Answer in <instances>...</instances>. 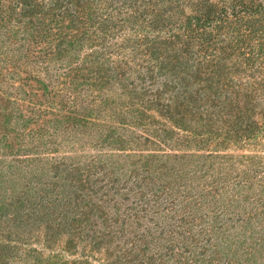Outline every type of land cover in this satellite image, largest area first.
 I'll return each mask as SVG.
<instances>
[{
  "label": "trees",
  "instance_id": "trees-1",
  "mask_svg": "<svg viewBox=\"0 0 264 264\" xmlns=\"http://www.w3.org/2000/svg\"><path fill=\"white\" fill-rule=\"evenodd\" d=\"M170 18L171 30L157 29L161 34L144 44L145 49L153 56L157 54V50L149 46H156L157 43L164 45L171 38V45H177L175 50L179 53L175 60L178 61L186 52L204 54L211 60V56H217V52L212 51L217 50L221 43L236 53L240 62L249 64L252 68L263 66L260 60L264 59V0H0V51L18 52L13 60L17 63L15 67L20 68L31 63L36 68H31L30 71L41 72L42 67H37L44 64L49 66L47 59L56 63L65 55L72 57L77 51V42L84 43L92 52L86 57V61L90 60L91 64L77 62L67 69L69 76H66L69 79L65 82L72 90L75 89L74 96L65 94L62 88L61 92L49 90L50 98L45 109L38 108L35 113L38 119L42 115L45 117L50 114L54 109L53 105L68 106L67 121L43 126L50 127V138L43 139L39 133L26 142L27 149L49 150L52 146L58 147L60 141L57 142V133L74 130V136L81 135L79 140H84L85 134H91V141H108V146L113 143V146L118 147L115 150L123 153L114 155L115 158L109 163L91 159L79 162L75 158L52 157L55 162L51 165L40 166L42 180L38 188L49 192V195L39 199L34 210L40 214V218L44 215H56L60 222L66 223L67 229L75 228L78 224L80 234L92 235L99 239L100 243L104 237L110 236L112 240L110 239L106 246L103 245V250L109 251V246L114 245L120 248V254L117 256L120 259L116 264H228L227 261L220 262L218 251H223L222 248L231 245V242L225 241V236L210 233L209 226L204 222L207 220L217 227H225L227 222H215L224 217L220 210V198L224 196L228 185L222 186L215 181L207 182L198 175V172L204 170L200 168L202 161L210 156L214 158L217 152L206 156L200 152L199 144L200 148L192 151L189 148V138L194 135L201 138V135L193 134V130L180 124L181 120L176 118L175 114L172 116L174 120H171V125L166 122L163 128V131L171 132V148L166 145L167 140L158 138L160 131L155 135H132L138 125L147 124L146 109L134 102L121 104L119 108L106 97L100 98L93 92L96 87L101 88L104 85L106 78L116 82L121 79L128 80L125 70L130 64L127 58L124 61V48L127 46L125 40L128 39L120 38L127 29L132 32L135 42L140 43L142 39L138 38V33L142 28L147 29L152 22ZM9 33L15 37L5 36ZM149 36L150 32L147 31L144 37ZM251 39H256V45L259 47L257 52L254 51ZM206 63L208 61L205 62L199 57L196 66L202 68ZM48 66L45 68L47 72L50 69ZM118 67L122 71H119ZM82 70L87 72L86 77L81 76ZM73 71L76 76L70 75ZM32 76L39 78L48 88L52 83H61L55 77L57 74L43 77L35 73ZM77 78L82 84H89L77 90ZM132 84L131 91L137 93V88H141L139 83L133 81ZM78 94H82L81 99ZM176 101V97H171V107L173 103L178 104ZM67 104H71L74 110L69 109ZM76 112H79L78 116ZM70 123L73 124V129L69 127ZM255 125L257 127L259 123L255 122L253 128ZM119 127H125L121 134H118ZM130 129H133L132 133H126ZM181 131L185 132L186 136H182ZM143 139L148 143H159L160 147L164 144L166 148H160L161 152H149L150 154L146 155L147 150L137 148ZM184 139L188 141L185 148ZM200 142L198 139L197 143ZM129 144L134 147L130 148ZM29 154L28 152L24 155L27 158ZM102 162H105V165ZM156 165L158 174H161L159 176L152 174L150 170ZM147 166L149 168L143 171ZM170 170L171 187L168 186V178H164ZM140 171L144 172V178L141 180L139 176V188L131 189L127 177H131L132 172L139 174ZM252 171L256 170L250 168L249 172H246L248 178L251 177ZM252 177L256 179L253 175ZM110 183L113 187L129 188L125 192L134 194L132 200L145 209V215H130L137 219L138 226L134 228L137 231L136 236H132V231L127 229L112 228L104 221L108 212L109 215L110 212L116 213L115 220H130L128 217L123 218L119 206H112L108 198H104ZM66 185L68 187H65ZM25 201L29 202L28 197ZM95 201L105 206L100 208V218L91 208V203ZM50 206L53 207L48 209ZM147 206L149 208H146ZM58 210L60 211L57 214ZM7 214V217L15 216L18 222L24 219L20 220L19 211ZM91 215H95L98 220L92 219ZM256 215L259 214L251 212L244 217L257 218ZM142 219H146L144 224L150 225H147V230L140 235L138 230L144 225ZM222 231L228 232L227 228ZM222 254L225 257L231 255L227 252ZM91 259L86 260L88 264H92ZM104 261V264H114L111 260H106V257Z\"/></svg>",
  "mask_w": 264,
  "mask_h": 264
},
{
  "label": "rangeland",
  "instance_id": "rangeland-1",
  "mask_svg": "<svg viewBox=\"0 0 264 264\" xmlns=\"http://www.w3.org/2000/svg\"><path fill=\"white\" fill-rule=\"evenodd\" d=\"M160 28L171 30V18L152 22L147 29L142 28L138 33V38L142 39L140 43L135 42L132 32L127 29L120 38L128 39L125 40L127 46L124 48V61L127 58L130 64L127 69L125 68V76L128 80L121 79L116 82L106 78L103 85L105 87H96L93 92L100 98L106 97L119 108L121 104L134 102L146 109L147 124L138 125L134 133H132L133 129L126 133L155 135L160 131L158 138L167 140L166 145L171 148V132L163 131V128L166 122L171 125V120H174L173 114L181 120L180 124L193 130V134L200 133L201 138L195 135L189 138V148L193 151L195 148H200L199 144L201 153L207 156L217 152L220 157L216 155L214 158L210 156L204 159L200 167L204 170L198 172L199 177L207 182L215 181L222 186L228 185L224 196L220 198V203L222 202L220 210L224 217L215 222L218 224L227 222L225 227H217L211 221H204L209 226L210 233L225 236V241L231 242V245L222 248L223 251H218L220 262L264 264V59L260 60L263 62L262 67L252 68L249 64L240 62L236 53L219 43L217 50L212 51L217 52V56H211V60L204 54L186 52L178 61L175 60L179 53L175 50L177 45H171V38L164 45L159 43L156 46L150 45L151 49L157 50V54L153 56L147 51L148 49H145L144 44L161 34L156 31ZM147 31L150 32L149 38L144 37ZM5 36L10 38L14 35L9 33ZM255 41L256 39H251L254 51L257 52L259 47ZM17 53V51H0V264H88L86 260L91 258L92 264H104V257L116 264L120 259L117 257L120 248L107 245L110 250L106 249L108 252L103 250V245L106 246L107 242L112 240L110 236L104 237L100 243L99 239L92 235L80 234L77 229L78 224L75 228L67 229L66 223L60 222L56 215L54 217L44 215L40 218V214L34 208L39 199L49 195V192L38 188L42 180L40 166H49L55 162L52 157L75 158L79 162L91 159L109 163L115 158L114 155H123V153L115 150L118 147L113 146V143L108 146V141L104 143L101 140L91 141L90 139L93 138L91 134L89 136L85 134V139L79 140L81 135L74 136V130L57 133L59 136L57 142L60 141L58 147L52 146L49 150L43 148L28 150L26 147V142L39 133L43 139L50 138L48 134L50 127L43 128V126L47 124L53 126L55 123L67 121L68 106L53 105V111L49 112L51 115L45 117L42 115L38 119L35 113L38 108L45 109L50 98L49 90L61 92L60 88H62L65 94L74 96L75 89L72 90L66 85L69 79L66 76H69L67 69L77 62L91 64L90 60L86 61V57L92 52L84 43L77 42V51L72 57L65 55L56 63L49 62V59L45 58L49 66L39 65L40 67L37 68L42 67L41 72L30 71L31 68H36L31 63L20 68L15 67L17 63L13 60ZM199 57L205 62L208 61L202 68L196 66ZM47 66L50 68L48 72L45 71ZM118 70L122 71L119 67ZM35 73L43 77L57 74L55 77L61 83L55 85L52 83L50 88L45 87L39 78L32 76ZM80 74L86 77L87 72L82 70ZM70 75L76 76L74 71ZM132 79H140L133 80L141 87L137 88V93L131 91ZM78 80H76L79 83L77 90L89 84L87 81L82 84V81ZM81 95L78 94L79 99L82 98ZM171 97H176L178 102V104L173 103L172 107ZM67 105L69 109L74 110L71 104ZM76 115L78 116L79 112H76ZM255 122L259 125L253 128ZM72 125L70 123L71 129H73ZM124 128L119 127L118 134H121ZM182 136H186L185 132ZM198 139L201 140L200 143H197ZM187 143V139H184L183 148L187 147ZM128 146L134 147L130 144ZM137 148L147 150V155L150 154L149 152H161L160 148L166 147L164 144L160 147L159 143H148L143 139ZM28 152L30 156L26 158L24 154ZM105 162H102L103 165ZM247 165L256 170L251 174L258 180L253 179L252 175L248 178L246 172H249L250 168ZM148 168L149 166L144 167L143 171ZM150 170L156 176L161 175L157 172V165L152 166ZM143 173L132 172L131 177H127L128 172L126 177L129 179L131 189L139 188L141 182L138 178L140 176L143 180ZM166 174L164 178H168V186H170L171 170ZM128 189L113 187L110 183L104 198H108L112 206H119L123 218L128 217L130 220L125 222L115 220L116 213L110 212L109 215L108 212L104 221L112 228L118 230L124 228L132 231V236H136L137 231L134 228L138 226L137 219L130 215L132 213L136 216L143 215L145 209L140 208L141 205L132 200L134 194L125 192ZM26 197L29 199L28 203L25 201ZM44 202L45 206L46 202ZM51 207L53 206L48 209ZM101 207L105 206L99 205L98 201L91 203V208L98 218L102 217ZM17 211L20 212V220L24 218L22 221H16L15 216L12 215L7 217V213ZM251 212L259 214L256 215L258 217H244ZM91 218L98 220L95 215H91ZM142 222L144 224L146 219H142ZM19 223L21 225H18ZM147 225L140 227L138 234H144ZM225 228L228 232L222 231ZM124 252L126 253V250ZM222 252L231 255L225 257L224 254L221 255Z\"/></svg>",
  "mask_w": 264,
  "mask_h": 264
}]
</instances>
